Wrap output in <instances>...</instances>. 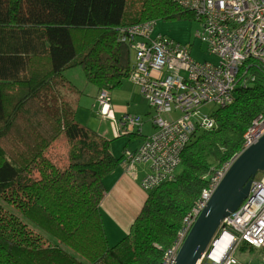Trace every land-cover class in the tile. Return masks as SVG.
I'll return each instance as SVG.
<instances>
[{
	"label": "trees",
	"instance_id": "obj_1",
	"mask_svg": "<svg viewBox=\"0 0 264 264\" xmlns=\"http://www.w3.org/2000/svg\"><path fill=\"white\" fill-rule=\"evenodd\" d=\"M186 12L174 0H0V264H162L210 174L264 114V68H251L252 83L216 108V126L193 130L174 176L147 191L113 244L100 202L118 158L76 121L81 91L65 72L80 66L96 94H110L132 67L120 30ZM62 133L61 167L44 150Z\"/></svg>",
	"mask_w": 264,
	"mask_h": 264
},
{
	"label": "built area",
	"instance_id": "obj_2",
	"mask_svg": "<svg viewBox=\"0 0 264 264\" xmlns=\"http://www.w3.org/2000/svg\"><path fill=\"white\" fill-rule=\"evenodd\" d=\"M199 21L196 37L217 62L196 60L191 43L170 36H151L156 20L134 23L120 30L119 38L135 50L127 78L139 87L141 97L154 110L153 132L134 148H124L120 159L128 169L148 165L141 187L148 191L171 179L181 151L196 127L216 126L213 112L230 103L236 87L252 83L251 68H264V0H174ZM93 105L100 118L109 120L114 136L134 129L143 133L144 118L124 110L114 116L107 90L97 92ZM206 108L205 114L200 110ZM172 111H177L174 117ZM163 113L169 117H163ZM264 134V114L255 116L243 133L242 149L209 176L200 197L182 219L174 243L163 250L162 264H172L198 214L236 156ZM259 173V175H257ZM245 245L264 249V169L251 177L247 195L224 216L194 264H233L234 252Z\"/></svg>",
	"mask_w": 264,
	"mask_h": 264
},
{
	"label": "rangeland",
	"instance_id": "obj_3",
	"mask_svg": "<svg viewBox=\"0 0 264 264\" xmlns=\"http://www.w3.org/2000/svg\"><path fill=\"white\" fill-rule=\"evenodd\" d=\"M199 28V21L194 18L192 13L189 14L186 12V14H179L171 18L158 17L156 19L153 30L151 31V36L163 34L166 36H170L183 44L191 43V54L194 59L217 62L218 57L215 54L205 51V46L196 37V33ZM134 56L135 50L129 47L128 58L130 59L131 65L134 60ZM77 73L79 75L81 73V67L79 66L73 68V70L71 71V75H76ZM80 81L78 84L82 85V87L84 88V93L80 97L79 106L76 109L75 117L79 120L82 119L83 126L92 131H99L100 134L102 133V131L105 133H110V137H107L108 143H110L113 149L116 148L115 153H119L125 146L133 147L135 143L139 142L140 139L142 140L143 137L141 138V136H139L136 131L133 134H122L120 136H114L113 131L109 126V120L100 118V115L97 113L96 106L93 105L96 95L95 85L87 81ZM131 82L132 81H130L128 78H125L119 86L114 87L110 90L111 103L121 107H126L128 106L127 103H129V111L134 112L133 110H135L144 118L142 127L143 133L148 132V134H150L154 130L153 125L150 121V118L154 115V110L146 100H144L141 96L139 98V88L137 84L135 85L133 82ZM204 111H207L206 108L200 110L201 114H205ZM171 113L174 117L178 115L177 111H172ZM162 115L163 117H169V115L165 113H163ZM64 136L65 135L62 134L55 140V144H59V146L61 147L63 151L62 154L64 153L65 145L67 144ZM145 165V167L147 168H145L146 173L148 171V165ZM257 175H259V173H257ZM111 242L113 243L112 238ZM249 248L250 247L247 246L246 248H238L233 254V264H264V249Z\"/></svg>",
	"mask_w": 264,
	"mask_h": 264
},
{
	"label": "crops",
	"instance_id": "obj_4",
	"mask_svg": "<svg viewBox=\"0 0 264 264\" xmlns=\"http://www.w3.org/2000/svg\"><path fill=\"white\" fill-rule=\"evenodd\" d=\"M73 68L67 69L65 72V76L67 77V79L73 81L79 87L82 96V94L84 93V88L78 83L80 80H83L85 82L86 80L84 78L82 69L80 75L78 73L76 75H71V71L73 70ZM140 96L141 95L139 94V98ZM127 104L128 106L121 107L112 103L114 116L119 117L121 115V112H123L124 110L129 111V103ZM133 111V113H137L135 110ZM75 119L82 124V119L79 120L76 117ZM94 132H96L106 140H108L107 137H110V133H105L102 131V133L100 134L99 131ZM134 132L135 130L133 129L129 134H133ZM62 134H60L57 138H59ZM146 134H148V132L138 135L142 138ZM55 140L46 148L45 154L55 164L62 167L67 163V144L65 145L64 153L62 154L63 151L59 144H55ZM140 141L141 139L139 140V142ZM139 142L135 143L133 147L137 146ZM108 146L113 157L118 159L115 166L103 177L102 182L104 188V197L100 202V210L108 242L110 244H113L129 231L130 225L132 224L133 220L137 216L145 201L147 191L141 187L140 179L145 173L146 165L139 163L135 164L132 169H128L123 160L120 159L123 149L128 146H125L119 153H115L116 148L113 149L110 143H108ZM111 238L113 240V243L111 242Z\"/></svg>",
	"mask_w": 264,
	"mask_h": 264
},
{
	"label": "water",
	"instance_id": "obj_5",
	"mask_svg": "<svg viewBox=\"0 0 264 264\" xmlns=\"http://www.w3.org/2000/svg\"><path fill=\"white\" fill-rule=\"evenodd\" d=\"M264 169V134L243 149L224 173L192 224L172 264H194L206 248L220 220L247 195L251 177Z\"/></svg>",
	"mask_w": 264,
	"mask_h": 264
}]
</instances>
